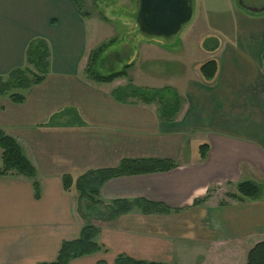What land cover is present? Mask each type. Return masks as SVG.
Returning a JSON list of instances; mask_svg holds the SVG:
<instances>
[{
  "label": "crops",
  "instance_id": "0c3cea01",
  "mask_svg": "<svg viewBox=\"0 0 264 264\" xmlns=\"http://www.w3.org/2000/svg\"><path fill=\"white\" fill-rule=\"evenodd\" d=\"M118 3L136 12L134 0ZM83 4L0 0V78L28 68L31 41H44L49 52L40 83L0 95V129L35 169L34 179L0 175V264L53 261L61 242L76 240L83 225L77 195L62 189L61 176L113 169L122 160H164L175 167L111 178L98 198L106 205L143 199L171 212L133 209L93 221L105 251L68 264H114L119 255L164 264H242L264 240V199L227 195L241 180L264 182V13L249 14L237 0H192L194 21L184 34L194 30L201 46L217 40L215 48H203L217 69L205 80L201 61L194 76L154 88L178 97V110L168 118L159 101L129 95L126 78L99 83L86 77L94 47ZM14 93L23 96L21 103L10 99ZM202 143L208 147L199 159Z\"/></svg>",
  "mask_w": 264,
  "mask_h": 264
},
{
  "label": "trees",
  "instance_id": "16d2710c",
  "mask_svg": "<svg viewBox=\"0 0 264 264\" xmlns=\"http://www.w3.org/2000/svg\"><path fill=\"white\" fill-rule=\"evenodd\" d=\"M77 7H80L82 0H73ZM252 1V2H251ZM237 0L241 9L245 12L257 15L263 14L264 11L254 13L248 11L247 7L261 8L264 7V0L256 4L254 0ZM112 43V42H111ZM110 43V44H111ZM108 44V45H110ZM107 44L94 48L88 55L87 64L84 73L89 80L99 83H109L113 80L125 77L126 70L129 64H126L118 71H109L107 74L99 73L95 70L96 65H100L105 61L102 59L104 50ZM49 56L48 47L42 40L31 41L26 49V62L32 65L35 73H31V77L27 76V69L14 70L9 74L7 80L0 78V95H5L14 88H28L33 84H38L42 81L43 74L48 68L47 57ZM264 61V52L262 54ZM217 65L215 59H208L201 63L198 71L203 79L211 80L216 73ZM41 73V74H40ZM164 90L149 89L142 87H129V95L138 97L146 102L159 101L167 110V117L171 118L178 110L179 100L176 94L170 92L171 96L166 97ZM10 99L15 103H21L23 96L19 94H11ZM54 116V115H53ZM208 145L202 143L198 147L199 159L205 157ZM0 150H1V167L0 175L14 174L23 177L34 179L35 169L27 158L22 153L20 146L11 136L5 134L0 129ZM175 167V164L164 160H122L116 168L105 170H89L77 177L70 174L61 176V186L65 192L74 191L77 200V213L83 221L79 237L72 241H63L59 246L56 258L51 262H43L40 264H68L71 260L91 255L105 249L96 242L98 228L93 222H90L87 217L92 215L94 220L114 219L115 217L139 209L142 212H171L168 207L159 204L148 202L143 199L133 201L115 200L111 204H104L99 198V189L103 183L111 178L136 175L152 172L167 171ZM33 184L35 185L34 181ZM228 198L236 201H257L264 199V186L253 180H241L233 187V192L227 195ZM206 198V197H205ZM205 198L195 200L194 205L204 201ZM102 264V263H97ZM114 264H164L159 262H148L136 260L127 256L119 255L114 260ZM245 264H264V240L256 242L246 253Z\"/></svg>",
  "mask_w": 264,
  "mask_h": 264
},
{
  "label": "rangeland",
  "instance_id": "374dc122",
  "mask_svg": "<svg viewBox=\"0 0 264 264\" xmlns=\"http://www.w3.org/2000/svg\"><path fill=\"white\" fill-rule=\"evenodd\" d=\"M118 1L84 0L83 10L91 16L87 30L89 46L97 48L102 44H107L100 60L105 62L95 66V70L99 73L107 74L109 71H118L124 65L129 64L126 76L120 77L126 78L124 82L127 85L133 86V82L140 85L137 87L149 89L170 87L183 77L188 78L198 73L197 65L209 59L203 48L207 50V47L215 48L218 45L215 38L203 40V45H198L199 35L194 30L184 34L194 21V17L169 38L145 35L138 30L134 8L129 12L127 7L120 5ZM253 2L258 4L260 0ZM33 72L35 73V70L29 64L27 76L31 77ZM147 80L156 82L158 85L150 84ZM150 85L157 87H149ZM189 150L190 154L197 153V147ZM255 182L264 186L263 181L256 180ZM87 219L90 222L94 220L92 215H89ZM242 264H245V257Z\"/></svg>",
  "mask_w": 264,
  "mask_h": 264
},
{
  "label": "water",
  "instance_id": "95a60500",
  "mask_svg": "<svg viewBox=\"0 0 264 264\" xmlns=\"http://www.w3.org/2000/svg\"><path fill=\"white\" fill-rule=\"evenodd\" d=\"M135 22L138 30L149 36L169 38L192 17V0H136ZM259 13L264 7H247Z\"/></svg>",
  "mask_w": 264,
  "mask_h": 264
}]
</instances>
